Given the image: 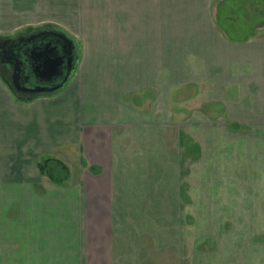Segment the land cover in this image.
Masks as SVG:
<instances>
[{
  "label": "crops",
  "instance_id": "obj_1",
  "mask_svg": "<svg viewBox=\"0 0 264 264\" xmlns=\"http://www.w3.org/2000/svg\"><path fill=\"white\" fill-rule=\"evenodd\" d=\"M45 24L79 62L0 76V264H264V0H0V38Z\"/></svg>",
  "mask_w": 264,
  "mask_h": 264
},
{
  "label": "water",
  "instance_id": "obj_2",
  "mask_svg": "<svg viewBox=\"0 0 264 264\" xmlns=\"http://www.w3.org/2000/svg\"><path fill=\"white\" fill-rule=\"evenodd\" d=\"M30 31H33L32 28L26 29L24 32H19L18 35L26 34ZM16 35V36H18ZM52 39H56V45L52 46L51 43L46 45L45 50L44 49H36L33 47H30L24 52H16L15 50H12L11 53L16 56V62L14 64V83L18 84V78L20 77V71L26 72L27 68L30 73H33L37 79L40 80H49L52 77H59L62 76L63 71L62 67L65 64V62L70 63L72 60H75V56L77 54L76 51V45L74 40H72L70 37H68L63 31H56L54 33L48 32L47 34ZM13 36V37H16ZM13 37L10 38H4L7 39L6 43H10L11 41L14 43ZM2 38H0L1 40ZM20 41V40H19ZM16 52V53H15ZM79 57L77 56L76 60L78 61ZM24 65L25 67L21 68L20 66ZM77 65V64H76ZM76 65L72 69H69L67 73L64 76V79L60 84L54 87H47V86H39L34 89H25L27 93H33L35 95H41V94H54L64 88L66 83L69 81L70 77L74 74ZM2 80L6 83V85L10 88V90L14 93V95L24 101H29L33 99V97L25 98L21 97L18 93L20 90H17V92L6 82L5 78L2 77L0 74Z\"/></svg>",
  "mask_w": 264,
  "mask_h": 264
},
{
  "label": "flooded vegetation",
  "instance_id": "obj_3",
  "mask_svg": "<svg viewBox=\"0 0 264 264\" xmlns=\"http://www.w3.org/2000/svg\"><path fill=\"white\" fill-rule=\"evenodd\" d=\"M57 30L52 28L47 29H40L35 31H30L23 35H18L16 37H13L14 43L11 41L10 43H6L7 39H1L0 40V74L2 77L5 78L6 82L17 92V90H20L18 93L21 97L30 98L35 96L33 93H27L24 91L25 89H34L39 86H47V87H54L57 86L62 82L64 79L65 74L69 69H72L74 65L78 63L76 60L77 54L75 56V60H72L70 63L65 62V64L62 67L63 74L59 77H52L49 80H40L35 77L33 73H30L28 71L23 72L20 71V77L18 78V84L16 85L14 83V64L16 62V56H14L11 51L15 50L16 52H24V50L33 47L36 49H44L46 48V45L49 43L52 44V46L56 45V39H52L47 34L48 32H56ZM20 40V41H19ZM15 52V53H16ZM21 68L25 67L24 65L20 66Z\"/></svg>",
  "mask_w": 264,
  "mask_h": 264
},
{
  "label": "trees",
  "instance_id": "obj_4",
  "mask_svg": "<svg viewBox=\"0 0 264 264\" xmlns=\"http://www.w3.org/2000/svg\"><path fill=\"white\" fill-rule=\"evenodd\" d=\"M44 28H52V26ZM38 167L42 174L47 175L58 184L64 183L69 178L70 171L68 167L56 159H43L38 163Z\"/></svg>",
  "mask_w": 264,
  "mask_h": 264
},
{
  "label": "rangeland",
  "instance_id": "obj_5",
  "mask_svg": "<svg viewBox=\"0 0 264 264\" xmlns=\"http://www.w3.org/2000/svg\"><path fill=\"white\" fill-rule=\"evenodd\" d=\"M49 26L56 27V25H54V24H45V25L40 26V27H33L32 30L35 31V30H37V29H41V28L49 27ZM28 28H30V27H28ZM28 28L22 29L21 31H18V32L15 33V34L8 35V36H6V37H4V38H10V37L16 36V35H18L19 32H24V31H26V29H28ZM59 29H60V28H59ZM61 30H62V29H61ZM2 38H3V37H2Z\"/></svg>",
  "mask_w": 264,
  "mask_h": 264
}]
</instances>
